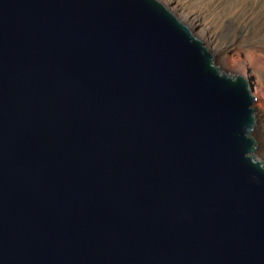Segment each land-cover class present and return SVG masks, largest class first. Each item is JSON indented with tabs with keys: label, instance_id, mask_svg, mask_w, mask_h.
<instances>
[{
	"label": "water",
	"instance_id": "obj_1",
	"mask_svg": "<svg viewBox=\"0 0 264 264\" xmlns=\"http://www.w3.org/2000/svg\"><path fill=\"white\" fill-rule=\"evenodd\" d=\"M256 99L158 0H0V264H264Z\"/></svg>",
	"mask_w": 264,
	"mask_h": 264
},
{
	"label": "rangeland",
	"instance_id": "obj_2",
	"mask_svg": "<svg viewBox=\"0 0 264 264\" xmlns=\"http://www.w3.org/2000/svg\"><path fill=\"white\" fill-rule=\"evenodd\" d=\"M183 1L185 7L181 8L177 14L181 16L192 11L202 16V21L194 32L203 43H207L206 34L203 32H206L208 28L213 29L225 40H233L234 43L224 57L218 60L217 65L227 72L242 75L247 67L249 72L259 75L255 87L264 89L262 74L264 69V0ZM175 6L176 1H169L168 7ZM254 60L260 64L254 66ZM253 94H255L254 91ZM254 106L258 110L255 138L259 143L262 140L261 137L264 136V94L256 99ZM256 155L264 162V152L257 151Z\"/></svg>",
	"mask_w": 264,
	"mask_h": 264
},
{
	"label": "bare ground",
	"instance_id": "obj_3",
	"mask_svg": "<svg viewBox=\"0 0 264 264\" xmlns=\"http://www.w3.org/2000/svg\"><path fill=\"white\" fill-rule=\"evenodd\" d=\"M169 1H176V6L175 7H168ZM161 2L168 10H170L174 15H176L178 17V19L180 21H182V23L188 27V29H191V31L196 36L194 31H195V28L200 25V23L202 21V16H200L199 14H196L195 12H192V11L189 14H186V15L183 14L181 16H178L177 12L181 8L185 7V3L183 0H162ZM203 33L206 34L205 37H206L207 43H203V42L202 43L206 47V49H208L209 52L211 54H213V59L215 60L216 65H217L218 60H221L222 57H224V54L227 52V50L232 46V43H234V42H233V40L230 41V40H225V39L221 38L213 29L208 28V30H206V32L204 31ZM196 38H198L200 40V38L198 36H196ZM259 64L260 63L257 60L253 61L254 66L259 65ZM243 73L244 74L243 75L241 74V75L245 76V78L247 79L251 89H253V91L255 92L256 98H261L264 94V89L255 87V86H257L256 82L259 80L258 79L259 75L255 72H249L247 67L245 68ZM262 74L264 77V69H263ZM261 138H262V140L259 142L260 144L258 143L259 145H258L257 151L264 152V136H262Z\"/></svg>",
	"mask_w": 264,
	"mask_h": 264
}]
</instances>
